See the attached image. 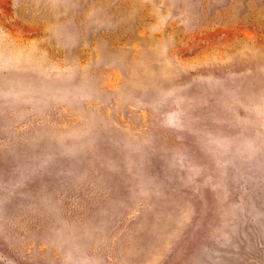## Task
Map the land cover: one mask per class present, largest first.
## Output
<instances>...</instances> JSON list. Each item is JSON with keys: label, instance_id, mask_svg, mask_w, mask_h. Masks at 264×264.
<instances>
[{"label": "rangeland", "instance_id": "1", "mask_svg": "<svg viewBox=\"0 0 264 264\" xmlns=\"http://www.w3.org/2000/svg\"><path fill=\"white\" fill-rule=\"evenodd\" d=\"M0 264H264V0H0Z\"/></svg>", "mask_w": 264, "mask_h": 264}]
</instances>
